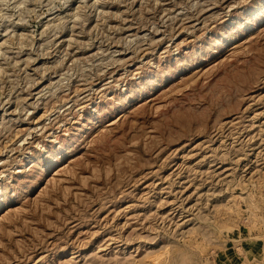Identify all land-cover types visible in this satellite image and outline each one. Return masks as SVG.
<instances>
[{
    "label": "rangeland",
    "instance_id": "rangeland-1",
    "mask_svg": "<svg viewBox=\"0 0 264 264\" xmlns=\"http://www.w3.org/2000/svg\"><path fill=\"white\" fill-rule=\"evenodd\" d=\"M0 264H264V0H0Z\"/></svg>",
    "mask_w": 264,
    "mask_h": 264
}]
</instances>
